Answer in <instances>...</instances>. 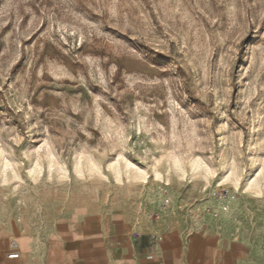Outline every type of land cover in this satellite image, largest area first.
Here are the masks:
<instances>
[{"label":"rangeland","instance_id":"rangeland-1","mask_svg":"<svg viewBox=\"0 0 264 264\" xmlns=\"http://www.w3.org/2000/svg\"><path fill=\"white\" fill-rule=\"evenodd\" d=\"M163 198L264 236V0H0V234Z\"/></svg>","mask_w":264,"mask_h":264},{"label":"crops","instance_id":"crops-1","mask_svg":"<svg viewBox=\"0 0 264 264\" xmlns=\"http://www.w3.org/2000/svg\"><path fill=\"white\" fill-rule=\"evenodd\" d=\"M229 211L227 218L192 227L168 222L163 213L160 222L128 213H79L57 221L32 246L21 239L17 258L8 255L19 231L0 234V264H264V236L234 228Z\"/></svg>","mask_w":264,"mask_h":264},{"label":"built area","instance_id":"built-area-1","mask_svg":"<svg viewBox=\"0 0 264 264\" xmlns=\"http://www.w3.org/2000/svg\"><path fill=\"white\" fill-rule=\"evenodd\" d=\"M169 203H170L169 202V199H167V198H163L161 201H157V202L156 201H152L150 203V205H151V207L154 210L150 214L151 218L152 219H159L160 216H161V213L163 211H165V209L169 206ZM16 248H17V244H16V242L13 241L11 243V249H12V251L8 255L10 258H17L19 256Z\"/></svg>","mask_w":264,"mask_h":264},{"label":"clouds","instance_id":"clouds-1","mask_svg":"<svg viewBox=\"0 0 264 264\" xmlns=\"http://www.w3.org/2000/svg\"><path fill=\"white\" fill-rule=\"evenodd\" d=\"M84 159H85V157H84V155L82 154V155L80 156V160L83 161ZM93 170L95 171V166H93ZM49 172L51 173V168L49 169ZM76 174H77L81 179H84V174H83V172L81 171L79 165H77ZM97 174H98V173H97ZM48 178H49V180H51V179H52V176L49 175ZM61 178H62V179H66V178H67V174L65 173Z\"/></svg>","mask_w":264,"mask_h":264},{"label":"snow or ice","instance_id":"snow-or-ice-1","mask_svg":"<svg viewBox=\"0 0 264 264\" xmlns=\"http://www.w3.org/2000/svg\"><path fill=\"white\" fill-rule=\"evenodd\" d=\"M158 163H159V161H158ZM199 163L206 169V171L208 173V176H213L214 175V173L211 171V169H208L207 165L203 164V161H200ZM176 166H177V169L179 170L180 169V161L179 160L176 161ZM130 167H131V165H130ZM97 172H98V170H97ZM157 179H159V176L157 177Z\"/></svg>","mask_w":264,"mask_h":264}]
</instances>
